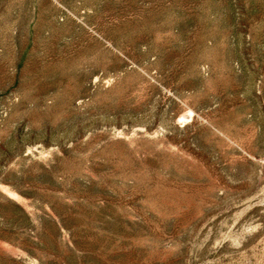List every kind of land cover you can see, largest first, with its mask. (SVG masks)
Returning <instances> with one entry per match:
<instances>
[{"label":"rangeland","instance_id":"1","mask_svg":"<svg viewBox=\"0 0 264 264\" xmlns=\"http://www.w3.org/2000/svg\"><path fill=\"white\" fill-rule=\"evenodd\" d=\"M0 264H264V0H0Z\"/></svg>","mask_w":264,"mask_h":264}]
</instances>
